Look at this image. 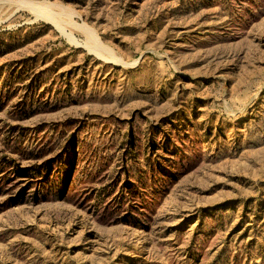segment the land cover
I'll list each match as a JSON object with an SVG mask.
<instances>
[{
	"label": "rangeland",
	"instance_id": "1",
	"mask_svg": "<svg viewBox=\"0 0 264 264\" xmlns=\"http://www.w3.org/2000/svg\"><path fill=\"white\" fill-rule=\"evenodd\" d=\"M0 264H264V0H0Z\"/></svg>",
	"mask_w": 264,
	"mask_h": 264
},
{
	"label": "bare ground",
	"instance_id": "2",
	"mask_svg": "<svg viewBox=\"0 0 264 264\" xmlns=\"http://www.w3.org/2000/svg\"><path fill=\"white\" fill-rule=\"evenodd\" d=\"M26 3V2H25ZM24 2H23V4H25ZM22 6H23V4L22 3H20ZM30 5H33L34 6V4H32V3H29ZM37 10V9H36ZM88 33V32H87ZM89 35H90V33H88ZM88 35V36H89ZM93 35V34H92ZM92 35H90V37L92 38H94L95 37V35L94 36H92ZM89 38V37H88ZM88 40V39H87ZM90 44V43H89ZM93 44V46L95 47V48H97V44H95V43H92ZM93 46H91L92 48H94ZM101 47V46H100ZM101 50V49H100Z\"/></svg>",
	"mask_w": 264,
	"mask_h": 264
}]
</instances>
